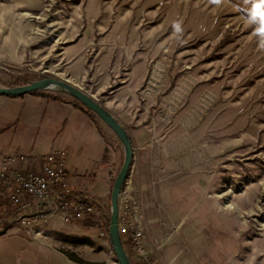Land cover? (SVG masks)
<instances>
[{"label":"rangeland","instance_id":"rangeland-1","mask_svg":"<svg viewBox=\"0 0 264 264\" xmlns=\"http://www.w3.org/2000/svg\"><path fill=\"white\" fill-rule=\"evenodd\" d=\"M27 75L79 86L127 128L120 200L156 217L158 263L264 264V0H0V85ZM99 120L112 174L78 190L100 211L83 224L110 240L125 149Z\"/></svg>","mask_w":264,"mask_h":264},{"label":"crops","instance_id":"crops-1","mask_svg":"<svg viewBox=\"0 0 264 264\" xmlns=\"http://www.w3.org/2000/svg\"><path fill=\"white\" fill-rule=\"evenodd\" d=\"M88 117L72 102L0 95V168L5 155L24 153L29 158L19 165L38 169L47 153L64 149L74 188L84 186L96 168L98 176L94 178L110 179V164L100 162L107 148L104 137L97 133L93 139ZM7 204L8 192L3 189L0 205ZM147 216L153 224L156 217ZM43 230V237L33 236L30 229L17 223L0 230V264H119L110 240L94 235L83 220L65 222L55 216Z\"/></svg>","mask_w":264,"mask_h":264},{"label":"built area","instance_id":"built-area-1","mask_svg":"<svg viewBox=\"0 0 264 264\" xmlns=\"http://www.w3.org/2000/svg\"><path fill=\"white\" fill-rule=\"evenodd\" d=\"M27 159L17 153L3 158L0 191L8 192V204L0 205V230L17 223L42 235L45 223L55 216L71 222L100 215L96 199L71 185L66 150L47 153L38 169L19 165ZM119 228L132 259L140 264H160L149 248V222L144 211L133 207L126 198L119 203Z\"/></svg>","mask_w":264,"mask_h":264},{"label":"water","instance_id":"water-1","mask_svg":"<svg viewBox=\"0 0 264 264\" xmlns=\"http://www.w3.org/2000/svg\"><path fill=\"white\" fill-rule=\"evenodd\" d=\"M56 89L70 93L75 98L82 101L86 106L93 110L99 118L105 121L117 134L119 139L124 145L125 159L115 181L112 190V212L110 222V242L114 252L117 256L119 264H135L128 254L119 228V203L120 195L130 175L131 167L134 159V145L132 138L127 128L122 122L97 98L83 90L79 86L60 78L46 77L43 79L35 80L28 84L16 86L0 85V95H7L12 97L22 96L32 93L36 90Z\"/></svg>","mask_w":264,"mask_h":264},{"label":"trees","instance_id":"trees-1","mask_svg":"<svg viewBox=\"0 0 264 264\" xmlns=\"http://www.w3.org/2000/svg\"><path fill=\"white\" fill-rule=\"evenodd\" d=\"M37 77L38 76H36V75H32V76L27 75L25 77H22V79L17 80L15 83L10 84V86L23 85V84L31 83V82L35 81V79H37ZM39 79H41V78H39ZM32 94L44 95L51 100H62V101L72 102L74 105L79 107L82 111H84L89 117H91L95 121L100 133L103 135V137L109 143L113 142L112 141L113 139L110 137V135L102 127L98 115L93 110H91L88 106H86L82 101H80L79 99H77V98L67 99L63 95L55 94V93L44 91V90H36V91H33ZM110 222H111V217H110ZM109 229H110V225H109ZM125 248L127 250H129L127 245H125ZM77 260L83 262L82 259L77 258Z\"/></svg>","mask_w":264,"mask_h":264},{"label":"bare ground","instance_id":"bare-ground-1","mask_svg":"<svg viewBox=\"0 0 264 264\" xmlns=\"http://www.w3.org/2000/svg\"><path fill=\"white\" fill-rule=\"evenodd\" d=\"M227 206H228V207H232V205H231V204H227Z\"/></svg>","mask_w":264,"mask_h":264}]
</instances>
